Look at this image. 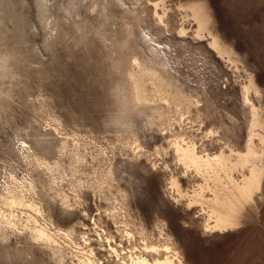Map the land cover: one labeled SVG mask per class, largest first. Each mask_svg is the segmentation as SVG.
Here are the masks:
<instances>
[{
  "label": "rangeland",
  "instance_id": "1",
  "mask_svg": "<svg viewBox=\"0 0 264 264\" xmlns=\"http://www.w3.org/2000/svg\"><path fill=\"white\" fill-rule=\"evenodd\" d=\"M0 264H264V0H0Z\"/></svg>",
  "mask_w": 264,
  "mask_h": 264
}]
</instances>
